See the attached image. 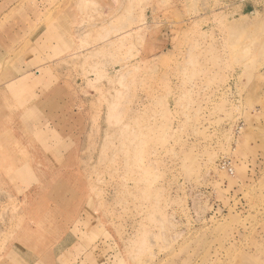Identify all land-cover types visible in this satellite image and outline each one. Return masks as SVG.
Returning a JSON list of instances; mask_svg holds the SVG:
<instances>
[{"label": "rangeland", "instance_id": "374dc122", "mask_svg": "<svg viewBox=\"0 0 264 264\" xmlns=\"http://www.w3.org/2000/svg\"><path fill=\"white\" fill-rule=\"evenodd\" d=\"M0 264H264V0H0Z\"/></svg>", "mask_w": 264, "mask_h": 264}, {"label": "crops", "instance_id": "0c3cea01", "mask_svg": "<svg viewBox=\"0 0 264 264\" xmlns=\"http://www.w3.org/2000/svg\"><path fill=\"white\" fill-rule=\"evenodd\" d=\"M5 41V48H3L2 50H4V52L7 54L6 60L3 58V60L5 62L8 61V63L10 62V66L8 64V67H10L11 69L15 70V74L12 75L10 74V76H12L10 79L8 78V83H16V84H20V83H27L30 82V80H32V78H34L33 73H36L35 75L37 77L40 76V74H38L37 69L41 68V67H45L44 65H46L45 62H42L41 60H43L45 58V56L42 54L43 57H40L38 55V51L35 48H29V49H24L23 47H27V46H17V41H12L7 39V37L4 36L3 38ZM41 53V51L39 52V54ZM14 56V57H13ZM40 62V63H39ZM39 65V66H38ZM15 98V97H14ZM13 120L9 119L8 120V141H12V139L14 138L17 142L16 144L20 145L19 147L16 145H12V150L11 148L8 151V166L10 165H14V164H22L23 163V144H22V140L20 138V134L18 135L15 132V128L14 125L12 124ZM19 151V152H18ZM19 167H17V170L15 171L16 173L20 172ZM13 174V172H12ZM8 178H11L9 176L8 173Z\"/></svg>", "mask_w": 264, "mask_h": 264}, {"label": "built area", "instance_id": "2783aa9c", "mask_svg": "<svg viewBox=\"0 0 264 264\" xmlns=\"http://www.w3.org/2000/svg\"><path fill=\"white\" fill-rule=\"evenodd\" d=\"M230 171H232V169H230Z\"/></svg>", "mask_w": 264, "mask_h": 264}]
</instances>
